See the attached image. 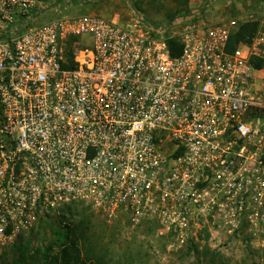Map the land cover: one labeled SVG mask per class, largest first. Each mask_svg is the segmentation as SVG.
<instances>
[{"label":"built area","instance_id":"1","mask_svg":"<svg viewBox=\"0 0 264 264\" xmlns=\"http://www.w3.org/2000/svg\"><path fill=\"white\" fill-rule=\"evenodd\" d=\"M53 1L0 0V264L71 201L180 245L214 206L264 203V117L246 116L264 33L229 48L235 16L155 22L127 2L121 18L69 15Z\"/></svg>","mask_w":264,"mask_h":264},{"label":"rangeland","instance_id":"2","mask_svg":"<svg viewBox=\"0 0 264 264\" xmlns=\"http://www.w3.org/2000/svg\"><path fill=\"white\" fill-rule=\"evenodd\" d=\"M133 2L144 16L155 22H163L169 16L186 10H201L210 18L235 16L239 25L258 21V33H264V0H128ZM66 14L95 12L104 17L115 14L123 17L127 13L125 0H93L61 4L58 8ZM63 9V10H62ZM50 11L38 16L40 23L55 15ZM253 40V39H252ZM252 41L248 44H251ZM258 49L264 45L257 44ZM264 56V50L261 51ZM262 71L255 72L254 96L264 106V59ZM264 127V125H263ZM86 213L90 221L84 234L78 233V246L82 256L101 255L104 264H264V203H245L241 215H237L238 204L214 206L210 214L199 215L191 221V232L186 243L180 245L172 234L159 233L155 222L146 224L142 230L126 226L124 219L108 222L92 207ZM255 211L258 214H255ZM53 212L52 226L58 223ZM80 215L61 219L60 224H78ZM44 224V223H43ZM79 229V228H78ZM52 227H35L29 237L32 248H46L55 240ZM25 234V233H23ZM22 242H24L22 240ZM54 245V244H52ZM56 249V246H54ZM15 256L13 249L9 261Z\"/></svg>","mask_w":264,"mask_h":264},{"label":"trees","instance_id":"3","mask_svg":"<svg viewBox=\"0 0 264 264\" xmlns=\"http://www.w3.org/2000/svg\"><path fill=\"white\" fill-rule=\"evenodd\" d=\"M79 1H93V0H54L53 5H69L70 2ZM128 0H125L127 2ZM128 4V3H127ZM131 7L138 9L136 4L133 2L129 3ZM190 10L179 12L169 16L166 20H172L176 15L181 13H186ZM258 30V21H248L240 24L238 28L231 34L228 47L233 48L238 42L250 43ZM168 47L170 48L171 54L175 55L180 51V43L176 38H170L167 40ZM253 66L256 69H261L263 67V59L255 58L253 61ZM247 117H264V106H251L247 113ZM90 207L81 201H71L60 206L56 212L55 216L58 217V223L52 226L51 221H44V219L51 218L52 215H48L45 218L40 219L34 227L30 228L25 234H21L11 248L13 249L15 256L11 260V264H104V259L101 255H96L95 257H89L86 255L82 256L80 253V247L78 246V233L84 234V228H88L90 223L86 209ZM80 215V220L76 226L67 223L60 224L61 219L70 215ZM44 223V224H43ZM50 225L52 227V232L54 234L55 240L52 244L46 248H40L41 246H36L32 248L30 245L29 237L34 232L35 227H44ZM79 228V229H78ZM22 240L24 242H22ZM56 246V249H54ZM10 264V263H8Z\"/></svg>","mask_w":264,"mask_h":264},{"label":"crops","instance_id":"4","mask_svg":"<svg viewBox=\"0 0 264 264\" xmlns=\"http://www.w3.org/2000/svg\"><path fill=\"white\" fill-rule=\"evenodd\" d=\"M263 69L261 68V69H258V71L257 72H259V71H262Z\"/></svg>","mask_w":264,"mask_h":264}]
</instances>
